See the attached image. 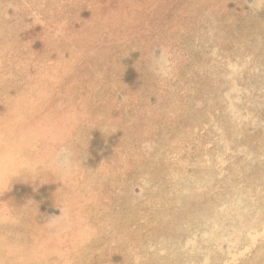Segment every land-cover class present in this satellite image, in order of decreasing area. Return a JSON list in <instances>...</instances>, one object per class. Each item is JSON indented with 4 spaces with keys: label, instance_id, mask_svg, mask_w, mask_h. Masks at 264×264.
I'll return each instance as SVG.
<instances>
[{
    "label": "rangeland",
    "instance_id": "374dc122",
    "mask_svg": "<svg viewBox=\"0 0 264 264\" xmlns=\"http://www.w3.org/2000/svg\"><path fill=\"white\" fill-rule=\"evenodd\" d=\"M57 103L0 167L7 243L80 216L96 264H264V0H0V133Z\"/></svg>",
    "mask_w": 264,
    "mask_h": 264
},
{
    "label": "bare ground",
    "instance_id": "6f19581e",
    "mask_svg": "<svg viewBox=\"0 0 264 264\" xmlns=\"http://www.w3.org/2000/svg\"><path fill=\"white\" fill-rule=\"evenodd\" d=\"M44 101L45 99H43V97H39L35 100V104H37L38 107H41ZM61 104L62 103H57L54 107H49L45 111H43L42 109L41 118L36 124H33L31 122H24L19 127L8 126V128L6 129V137H3L4 133H0V167L13 165L12 156L13 151L15 150V148H13L15 147L14 144H18V150L23 151L24 146L34 143L32 141H37L40 143V145H45V143H47L45 135H50V139H56V131H54L52 134L51 132L48 133L53 129L52 125L48 126L43 122L52 120L54 121L55 125L64 123L66 117H63V115H56V112L60 108L66 107ZM63 104H66L70 109V103L66 102ZM28 108H31L32 110L31 103H24L21 106H16L14 108V112L17 115L19 113L22 114ZM15 109L19 110V113L16 112ZM38 113L39 111L36 112V115ZM14 118L15 117L11 115V117H9L8 119L12 120ZM26 126H34L35 130L38 133V135L36 134L35 138H37L38 140H31L29 137L25 136V134L29 132L27 130L29 127L24 128ZM57 136L59 137L60 135ZM1 140H5L7 142H2ZM9 143H11V145L8 146ZM23 159L24 157H22V160ZM1 179L2 178L0 177V180ZM66 209L70 210V204L67 205ZM5 216L6 215L0 216V264L18 261L20 262V264H47L49 263V258L55 260L57 264H65L69 260V258L71 259L75 257L77 264H96V262L98 261L93 262L90 259V254L97 253L99 254V257L101 259L103 257L102 255L104 254V251L101 250L104 245L108 244L107 242L103 244L98 242L95 246H84V240L86 238L85 235L90 232V228H85V226L81 223L83 221L81 220L80 216H76V218L73 220L74 222H72L71 225L69 224V226H71L72 228V232L71 234L69 233L68 236L73 241V246L70 251L61 252L59 248V241L56 238L49 236L47 233L45 234L44 229L40 231L37 229H29L28 227H26L28 231H26L22 236V241L17 240L14 244H10L7 243L2 237L3 232L5 231L4 228L8 227L15 231L16 225ZM65 223L66 222L60 223L58 226H65ZM35 234H42L40 239L38 241L36 240L35 247H27L23 244V240H25L26 237H35ZM79 249L83 250V252L80 254L78 253V255L76 256V253L80 251ZM20 252H22V254H20Z\"/></svg>",
    "mask_w": 264,
    "mask_h": 264
}]
</instances>
